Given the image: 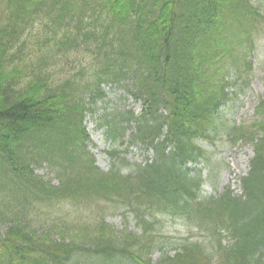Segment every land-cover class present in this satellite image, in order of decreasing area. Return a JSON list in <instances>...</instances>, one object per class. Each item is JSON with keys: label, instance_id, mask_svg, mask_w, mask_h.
Returning <instances> with one entry per match:
<instances>
[{"label": "trees", "instance_id": "16d2710c", "mask_svg": "<svg viewBox=\"0 0 264 264\" xmlns=\"http://www.w3.org/2000/svg\"><path fill=\"white\" fill-rule=\"evenodd\" d=\"M253 2L0 0V264H264V92L253 120L227 134L252 147L241 193L202 198L201 173L189 168L208 161L198 143L215 133L231 95L222 69L247 66L263 18ZM37 34L46 35L40 44ZM63 64L71 70L55 80L50 70ZM107 85L140 108L103 122L107 140L127 133L145 154L125 175L131 165L119 152H109L117 156L107 171L95 166L83 128L88 102ZM41 165L51 178L36 175ZM103 202L125 204L137 231L63 215ZM56 204L57 218L34 228ZM155 215L191 220L208 248L159 246L152 260Z\"/></svg>", "mask_w": 264, "mask_h": 264}, {"label": "rangeland", "instance_id": "374dc122", "mask_svg": "<svg viewBox=\"0 0 264 264\" xmlns=\"http://www.w3.org/2000/svg\"><path fill=\"white\" fill-rule=\"evenodd\" d=\"M254 1L255 3L253 2V4L256 6L258 3L263 18L260 21L258 36L254 39V44L248 47L246 52L248 54L244 62H247V66L241 67L239 75L228 64L222 69V74L228 73V75H223V78L227 79L225 81L233 85V87L225 89V92L231 95L227 97L225 103L218 109L214 122L217 126L215 133L211 134L209 140L198 143L208 161L201 160L196 166L192 165L189 167L201 173L203 184L200 188V196L202 198L220 194L228 186H230L234 194L239 195L241 193L238 187L239 177L247 172L248 161L253 156L250 145L241 141L230 142L227 134L232 128L249 124L253 120L254 107L258 98L264 92V0ZM45 37V34H37L34 38L40 40V44ZM235 56H237V50L233 58ZM72 59L75 63L81 60L76 55H72L70 60L72 61ZM65 65L63 64L61 67L50 70L54 73L55 80L70 72L71 68ZM60 68H63V70L61 71ZM102 89L103 98L88 102L86 106L88 111H86L83 118V128L89 141L88 151L94 160L95 166L104 172L115 162L117 156L112 157L109 152H119V157L131 165L130 167L122 166L121 173L125 175L127 172L132 171L138 163L142 162L144 153L138 147L127 145V133L123 139L119 140L124 142L123 145H120L119 141L112 142L107 140L104 136L105 126H103V122L105 120H113V117L123 110L132 109L138 114L140 108L138 104L127 96L120 86L107 85L103 86ZM114 120L117 122L116 119ZM49 170V167L41 165L34 172L46 180L53 176ZM66 207L63 209V215L67 214V216L79 223L93 225V222L97 223L96 216H100L103 218L104 223L117 233L122 232L125 228L128 232L137 231L133 214L130 211H128V215L125 214V210H127L125 204H105L103 202L90 208L83 205L78 208V215L72 209ZM58 210L59 205L56 204L50 217H47L42 212L40 217L33 222L34 228L38 231L45 230V227L50 223L44 221L51 218L56 219ZM155 217L159 226L154 229L152 260L157 259L161 250L159 246H162L163 251L183 243H197L202 246L207 244L208 248L209 238L207 234L192 223L191 220L172 215H155ZM52 222L54 223V221ZM78 241H82V239Z\"/></svg>", "mask_w": 264, "mask_h": 264}]
</instances>
